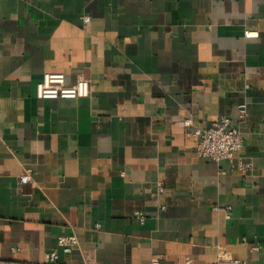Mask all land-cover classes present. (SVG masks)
<instances>
[{
  "label": "crops",
  "instance_id": "obj_1",
  "mask_svg": "<svg viewBox=\"0 0 264 264\" xmlns=\"http://www.w3.org/2000/svg\"><path fill=\"white\" fill-rule=\"evenodd\" d=\"M46 73L90 95L39 98ZM221 115L243 146L200 157L194 129ZM220 249L264 264V0H0V263Z\"/></svg>",
  "mask_w": 264,
  "mask_h": 264
},
{
  "label": "built area",
  "instance_id": "obj_2",
  "mask_svg": "<svg viewBox=\"0 0 264 264\" xmlns=\"http://www.w3.org/2000/svg\"><path fill=\"white\" fill-rule=\"evenodd\" d=\"M82 21L87 23L89 18L82 16ZM90 83L86 79H79L74 84H67L63 73H46L42 81L37 86V96L39 98H79L90 95ZM244 112V111H242ZM186 126L191 127L190 121H186ZM197 140V153L200 157L212 159L214 161L232 160L234 154L243 146L239 126L225 115H221L209 126L197 127L193 132ZM242 170L248 166L239 164ZM21 181L26 183L28 175H23ZM229 218V216H228ZM139 220L143 222L144 216L140 215ZM78 246L74 235L60 236L57 239V247L65 253H70ZM256 249V247H254ZM59 250H52L46 254V261L43 264H59ZM190 261H188V264ZM0 264H30V263H0ZM216 264H248L245 260L230 256L227 251L220 249Z\"/></svg>",
  "mask_w": 264,
  "mask_h": 264
}]
</instances>
